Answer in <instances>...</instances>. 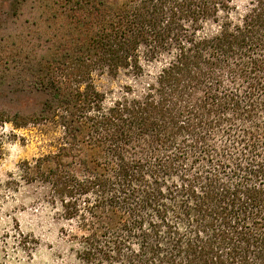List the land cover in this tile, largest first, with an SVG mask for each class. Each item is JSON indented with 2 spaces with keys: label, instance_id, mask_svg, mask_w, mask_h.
<instances>
[{
  "label": "trees",
  "instance_id": "16d2710c",
  "mask_svg": "<svg viewBox=\"0 0 264 264\" xmlns=\"http://www.w3.org/2000/svg\"><path fill=\"white\" fill-rule=\"evenodd\" d=\"M26 0H0L18 10ZM56 27L16 128L83 264H264V0H45ZM109 106L94 74L140 77Z\"/></svg>",
  "mask_w": 264,
  "mask_h": 264
},
{
  "label": "rangeland",
  "instance_id": "374dc122",
  "mask_svg": "<svg viewBox=\"0 0 264 264\" xmlns=\"http://www.w3.org/2000/svg\"><path fill=\"white\" fill-rule=\"evenodd\" d=\"M44 1L26 0L18 10L0 3V264H83L74 223L50 202L45 187L20 180L21 163L47 153L54 132L43 136L33 125L16 128L1 118L30 115L46 99L34 77L38 63L52 56L57 31L40 7ZM159 67L147 65L140 77L128 71L94 74V83L109 106L129 88L142 92Z\"/></svg>",
  "mask_w": 264,
  "mask_h": 264
}]
</instances>
